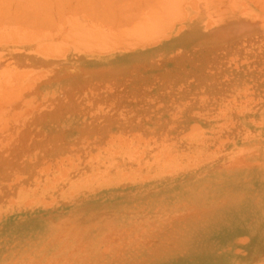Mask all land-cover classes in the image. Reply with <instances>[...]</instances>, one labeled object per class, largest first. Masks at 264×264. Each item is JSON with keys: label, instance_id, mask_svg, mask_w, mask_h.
I'll return each mask as SVG.
<instances>
[{"label": "rangeland", "instance_id": "374dc122", "mask_svg": "<svg viewBox=\"0 0 264 264\" xmlns=\"http://www.w3.org/2000/svg\"><path fill=\"white\" fill-rule=\"evenodd\" d=\"M182 1L0 25V264H264V2Z\"/></svg>", "mask_w": 264, "mask_h": 264}, {"label": "bare ground", "instance_id": "6f19581e", "mask_svg": "<svg viewBox=\"0 0 264 264\" xmlns=\"http://www.w3.org/2000/svg\"><path fill=\"white\" fill-rule=\"evenodd\" d=\"M61 1H63V0H54V2H53V0H0V25L1 24H5V25L7 24L9 26H14V27L16 26V28L19 27L18 30L20 28L21 29L24 28L25 30H29V29H42V30L43 29H45V30L49 29L50 30V28H52V26L54 27V25H55L53 20H54V16H56L58 14V12H59V15H60V18H61V19H59L61 21H58V23L59 22L60 23H64L63 21H64L65 18H63V16H65V15L62 14V12H61V11H63V9L61 11H59L60 8H63V6H61V3H63V2H61ZM64 1H67L66 3H70V4L73 3V6L80 5V7H78V10H79V8L83 9V10H81V12L86 10V7H88L87 11L88 10L91 11L93 9L95 12L91 11L90 13H92V15H94V17L95 16H100L101 14H103L105 19H104L103 16H102V18L105 21L108 20V21H106L107 26L109 28L111 26L112 28H110V29H113V28L116 29V32H118L119 36H121L120 34L123 33L122 31H124L123 30L124 27H125V29H127L126 26H128V24H134V28L135 29H136V27L141 28V26H143V29L144 28L146 29L147 27H150V26H151L150 28H152V26L154 27V24L156 22L158 24L160 23L159 22L160 19L165 18V22H171V20L174 19L173 17L177 14V12H179V11L182 12L183 11L181 9V7H182L181 5L183 3L182 0H181L182 3H180V0H91L90 3L87 2L86 0H85L86 1L85 3L81 2V1H84V0H74L75 2L73 0H64ZM76 1H77V4L74 5L76 3ZM190 1L191 2L193 1V3H192L193 7L196 8L195 5H194L195 4L194 1H196V0H190ZM202 1L204 2L205 6L208 7V9H205V7H202L203 4L199 5V8L197 10V14L198 15L196 16V18H200V17H203L204 15H209L211 13V12H208V13L201 12L202 9L209 10V11L213 10L212 9L213 6H210L211 3L209 2V0H208V2H207V0H199L200 3H202ZM260 1L264 2V0H260ZM255 2L260 3L259 0H256ZM79 3H82V4H79ZM86 3L87 4L89 3L88 5H90V6H88ZM97 3H99V5H98L99 7L95 6V4L97 5ZM179 3H180V5H179ZM258 3H254V4H258ZM65 5L67 6L69 4H64V6ZM84 5L86 7H84ZM260 5H261V3L259 4V6ZM262 5L264 7V4H262ZM69 7H70V5H69ZM69 7L67 6V8H69ZM96 7H97V10H95ZM169 7H171L170 10H169ZM165 8L166 9L168 8V9L166 10ZM164 9L166 11H164ZM176 10H178V11H176ZM64 11H67L66 15L69 12L68 10H64ZM69 13H72V12H69ZM95 13L96 14L99 13V14L96 15ZM84 14H87L86 11L84 12ZM138 14H140V16H138ZM141 14L143 15L142 16L144 18L143 20L138 19V18L141 17ZM183 14H182V16H183ZM136 15H137L138 18H136ZM210 16H213V15L210 14ZM52 18H53V20H52ZM180 18H179V15H178V19H180ZM69 19H70V17H69ZM136 19H137V22L135 21ZM148 22H151V23H148ZM108 23L111 24V25H109ZM147 25H150V26H147ZM159 27H161V25H159ZM119 29H120V31H119ZM14 30H16V29L14 28ZM14 30H12V31H14ZM150 30L152 31L153 29H150ZM33 31L31 30V33ZM14 32L12 34H14ZM26 32H28V31H26ZM109 32H110V30H109ZM18 33H20V31ZM25 33H23V34H25ZM35 33H34V35H35ZM125 33H126V31H125ZM160 33L161 32H159V35H160ZM12 34H11V32H9L7 34V36L6 35L5 36L9 37V39H11L13 37ZM28 34H29V32H28ZM37 34H39V33H37ZM128 34H130V33H128ZM5 36L2 35L3 38H5ZM30 36L34 38V36H32V35H30ZM27 37H28V35H27ZM31 37H30V39L33 40ZM127 37H128V35H127ZM13 38H15V37H13ZM16 38L14 39V41L16 40ZM23 38H24V36H23ZM23 38H22V40H25L26 42L28 41V38H27V40L23 39ZM133 38H135V37H133ZM8 42H10V41H8ZM97 44H99V43H97ZM40 51H41V49H40ZM2 90H4V89H2ZM7 90H6L7 95H10V93H11L10 90H9V92H7ZM12 90H14V89L12 88ZM4 91H3L4 97H3V95H2L3 98L0 96L2 98V100L3 99L5 100L6 98H8V96H6ZM12 93H13V95L11 94L9 98H11V96H12V99H13V96H14L15 93L13 91H12ZM14 97H16V95Z\"/></svg>", "mask_w": 264, "mask_h": 264}]
</instances>
